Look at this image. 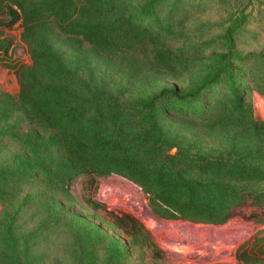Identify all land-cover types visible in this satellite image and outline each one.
<instances>
[{
	"label": "trees",
	"instance_id": "1",
	"mask_svg": "<svg viewBox=\"0 0 264 264\" xmlns=\"http://www.w3.org/2000/svg\"><path fill=\"white\" fill-rule=\"evenodd\" d=\"M248 1L0 0V63L17 25L33 62L0 92V264H168L133 217L110 213L130 248L78 218L80 177L126 178L164 219L264 216V9Z\"/></svg>",
	"mask_w": 264,
	"mask_h": 264
},
{
	"label": "rangeland",
	"instance_id": "2",
	"mask_svg": "<svg viewBox=\"0 0 264 264\" xmlns=\"http://www.w3.org/2000/svg\"><path fill=\"white\" fill-rule=\"evenodd\" d=\"M250 1L252 5L249 11L254 9V15L259 9H264V0ZM4 32L13 41L14 46L7 56L1 58L0 92L18 96L20 86L15 70L11 67L31 66L33 62L27 46L21 40V27L17 25L14 29ZM150 66L146 64V68ZM167 83L173 82L164 81L162 84ZM251 97L256 115L264 120V97L256 92H253ZM104 187L110 190V195L105 197L100 193ZM22 188L44 191V188L37 189L32 179L27 180ZM69 191L73 197V212L78 218L101 227L104 232L128 248L132 246V238L126 231L113 225L115 218L110 213L133 217L148 235L146 244H156L168 264H241L237 258L238 254L264 259V216L254 219L237 217L223 225L164 219L152 211L149 195L142 188L118 175L80 177L73 182ZM69 203L64 202L67 207L70 206ZM1 212L0 205V214ZM41 212L44 213L45 209L41 208ZM251 212L252 210H249L247 216H250ZM30 215L31 212L28 213L29 217ZM58 242L63 245V240ZM101 252L100 258L103 257ZM152 257V252L146 250L144 258L135 253L130 254L128 259L150 263Z\"/></svg>",
	"mask_w": 264,
	"mask_h": 264
},
{
	"label": "built area",
	"instance_id": "3",
	"mask_svg": "<svg viewBox=\"0 0 264 264\" xmlns=\"http://www.w3.org/2000/svg\"><path fill=\"white\" fill-rule=\"evenodd\" d=\"M100 193L103 197H105L106 195H108L110 193V190H108L106 187H104L101 189Z\"/></svg>",
	"mask_w": 264,
	"mask_h": 264
}]
</instances>
